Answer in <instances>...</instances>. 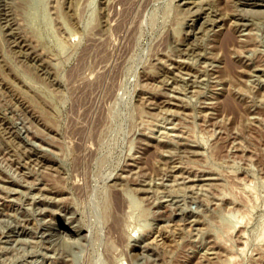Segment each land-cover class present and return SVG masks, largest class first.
<instances>
[{
    "label": "rangeland",
    "instance_id": "rangeland-1",
    "mask_svg": "<svg viewBox=\"0 0 264 264\" xmlns=\"http://www.w3.org/2000/svg\"><path fill=\"white\" fill-rule=\"evenodd\" d=\"M0 264H264V0H0Z\"/></svg>",
    "mask_w": 264,
    "mask_h": 264
},
{
    "label": "bare ground",
    "instance_id": "bare-ground-1",
    "mask_svg": "<svg viewBox=\"0 0 264 264\" xmlns=\"http://www.w3.org/2000/svg\"><path fill=\"white\" fill-rule=\"evenodd\" d=\"M260 4V3H259ZM39 158V157H38ZM132 165V164H131ZM129 171V170H128ZM128 180V179H127ZM76 184V183H75ZM117 190V189H116ZM112 191V190H111ZM114 191V190H113ZM122 197V196H121ZM116 204H117V202H116ZM122 204H123V202H122ZM114 205V204H113ZM120 205V204H119ZM115 206V205H114ZM117 206V205H116ZM124 210V209H123ZM110 211V210H109ZM121 213H123V212H121ZM73 215V214H72ZM115 215V214H114ZM118 214H116V216H117ZM114 217V216H113ZM112 220H113V218H112ZM122 221V220H121ZM113 224V223H112ZM118 227V226H117ZM72 228V227H71ZM120 227H118V229H119ZM60 232V231H59ZM54 233V232H53ZM112 234V233H111ZM119 234H117V236H118ZM73 236V235H72Z\"/></svg>",
    "mask_w": 264,
    "mask_h": 264
}]
</instances>
